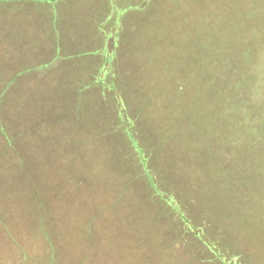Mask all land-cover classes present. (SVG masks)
<instances>
[{
	"label": "rangeland",
	"instance_id": "obj_1",
	"mask_svg": "<svg viewBox=\"0 0 264 264\" xmlns=\"http://www.w3.org/2000/svg\"><path fill=\"white\" fill-rule=\"evenodd\" d=\"M86 1L89 0L62 4L77 3L79 9L75 14L82 23L92 8L97 11L98 22L97 17L102 18L107 9L97 8L99 0H92L91 5ZM126 1L118 0L107 14L111 13V18L116 15L119 20L122 15L131 14L126 17V24L119 27L121 54L116 57L114 68L120 80L140 97L142 104L135 97L129 99L140 107L136 119L138 131L154 144L155 150L156 146H170V158L164 160L165 165H158V171L178 187L185 186L184 197L188 195L196 200L192 208L217 221L222 229L221 241L244 257L242 264L249 261L264 264V211L258 212V204L254 202V198L264 197L263 192L255 193L263 191L258 184H264V165H210L211 142L197 131L192 135L184 131L182 124L186 122L181 120L189 118L168 116L169 113H162L161 106L147 117L144 108L147 90L153 91L154 96L149 100L158 107L161 89L171 90L179 81L181 84L186 81L185 87H198L200 69L206 74L200 85H208V60L210 52L216 53V43L217 52L222 54V22L218 21L222 18V6L224 9L245 0H153L145 7L143 0ZM26 2L33 7L41 5L39 0ZM26 2L0 0L1 46L7 38L3 33L2 22L7 21L3 8L12 7L14 11V6ZM250 2L255 6L259 2L264 11V0ZM63 5L61 14L65 10ZM231 16L238 18L236 13ZM113 23L107 19L103 24L107 32L101 26L98 30L103 36L112 33L111 38L115 39L110 26ZM71 25L76 29L82 27L79 23L66 24L64 40L79 38V33H71ZM27 39L28 44L18 47H22L20 52H31L37 47L38 42L32 45L33 36ZM17 42L9 49L13 50ZM65 48L55 57L50 71H26L18 74L16 78L20 80L14 78L12 83L7 76L14 69L11 66L14 59L7 60L0 54V90L9 91L1 97V122L7 125L6 130L15 141L23 131L31 135L27 141L31 152L50 153L48 165H0V255L7 251L15 255L18 248H27L25 251L31 257L24 264H30L44 255L34 252V247L44 239L48 253L39 264H205L189 260L187 254L163 253L157 248H152L154 256L148 255L144 233L139 227L147 208L139 207L140 214L131 217V211L115 196L119 186L127 183L128 188L134 182L125 167L128 161L123 152L125 130L110 126L108 119L100 116L104 108L96 99L75 107L71 96L73 90L97 87L92 80L97 68L93 61L98 50L106 55V48L98 42ZM8 52L11 56L12 51ZM259 56L257 72L261 73L254 89L257 101L264 94V46ZM8 94L11 104L6 103ZM174 101L172 96L164 101L160 99L166 105ZM105 105L106 109L110 108ZM85 107L90 115L79 119L77 113ZM174 117L177 126L173 124ZM22 140L24 137L19 139ZM122 141L124 148L118 153ZM2 142L0 150L7 148ZM243 192L247 194L234 196ZM50 249L52 258H49ZM196 251L195 255L201 258V249ZM20 261L18 258L14 264H23L17 263Z\"/></svg>",
	"mask_w": 264,
	"mask_h": 264
},
{
	"label": "trees",
	"instance_id": "obj_2",
	"mask_svg": "<svg viewBox=\"0 0 264 264\" xmlns=\"http://www.w3.org/2000/svg\"><path fill=\"white\" fill-rule=\"evenodd\" d=\"M143 1L138 0V3L142 2L145 7V4L153 0ZM256 5H252L250 0H245L241 4H230L224 9L222 6V18L218 20L222 22V54L217 52L216 43L214 45L216 56L210 52L208 60L207 86H202L206 74L205 70L200 69L198 87H185L186 81L184 84L179 81L171 90L161 89L160 93L158 92V107L149 100L150 96H154L153 91H146L148 99L144 108L147 117L161 106L162 113H169L168 116L189 118L181 120V123L186 122L182 127L184 125V131L188 135L197 131L200 136H208L213 152L210 165H264V94L257 101L254 92L261 73L257 70L260 63L259 55L264 46V11L259 2ZM235 13L238 16L237 20L231 16ZM130 15L126 13L122 20L116 16L115 25L111 27L115 39L111 38L112 33L103 36L102 31L105 28L101 26L103 30L100 31L98 44L106 48V55H102V51L98 50L99 54L95 55L93 61L97 68L92 80L97 87L73 90L71 95L74 98L73 103L75 107H80L96 99L104 108L100 116L107 118L110 126L116 128L119 126L125 130L123 138L125 148L123 141L120 142L122 148L118 146V153L124 148L123 152L128 159L125 167L129 169L128 172L134 178V182L129 183L128 188L127 183L123 187L119 186L115 196L120 203L122 200L121 205L126 210L131 211V217L141 211L139 207L147 208V213L142 216L143 220L138 225L144 233L148 255L154 256L152 248H157L163 253L171 252L179 256L187 254L188 259L193 262L242 264L241 260L244 257L221 241L222 229L217 221L192 208V203L196 200L188 195L184 197L185 186L178 187L158 171V165H165L164 160L170 158V146L164 145L163 148L156 146V151L154 144L138 131L136 119L140 112L138 104H142L139 101L140 97L135 95L131 86L120 80L114 68V63L117 64L116 57L121 54L119 27L126 24L125 19ZM110 31L111 29L108 32ZM183 79L185 80L184 77ZM87 86L90 85L84 87ZM6 92L9 91L0 90V102ZM171 96L175 99L173 104L166 105L160 102V99L164 101ZM133 97L138 99L136 100L138 104L134 100H129ZM7 99L6 103L11 104L9 94ZM105 104L111 109H106ZM87 115H90L88 107L80 114L77 113L79 119ZM172 119L173 124L177 126V119L175 117ZM5 127L7 125L0 119V145L4 141L7 146L0 150V165H48L50 153H33L27 148V141L31 135L23 131L20 137L16 134L19 138L15 141L14 136H11ZM21 137H24V140L19 141ZM124 160L126 161L125 158ZM250 184L252 183H243L254 186ZM258 187L263 188V191L255 193H264V184L259 183ZM35 190L38 188L32 191ZM246 194L247 192H243L234 196ZM244 201L247 205V201ZM254 202L258 204V212L264 211V197L254 198ZM152 241L154 245L150 246ZM25 249L27 251V248H18L15 255H9V251L5 255H0L6 256L5 259L0 258V264H14L18 258L22 261L17 263L24 264L26 259L31 257ZM197 249H201V258L195 255ZM46 250L45 240L42 239L41 245L34 247V252L44 255L42 258L31 260L30 264H39L40 259L45 260L48 253ZM52 250L56 257L53 247ZM52 250L49 258L53 257ZM250 263L251 261L246 264Z\"/></svg>",
	"mask_w": 264,
	"mask_h": 264
},
{
	"label": "crops",
	"instance_id": "obj_3",
	"mask_svg": "<svg viewBox=\"0 0 264 264\" xmlns=\"http://www.w3.org/2000/svg\"><path fill=\"white\" fill-rule=\"evenodd\" d=\"M2 1L26 2L30 0ZM39 1H41V5L37 4V7H33L32 5L28 4V2H26V5L20 3L18 4V6H14V11L17 12V9L22 10V12L19 13L14 12L12 7H9L7 9L3 8L2 10V12L7 14V21L2 22L4 27L3 33L7 38L2 41V46L0 41V54H3L2 56H4L7 60L11 58L14 59V62L11 64L14 69L10 72V75L7 76L9 78H7L9 83H12V80L18 77V74L25 73L26 71H40V73H43L48 69L50 71V69L53 67V61H55V57L59 55V53L64 49H66V45L76 46L79 43H99L100 31L98 29L100 28V26H103L105 22L107 23V19H109V21H114L113 24H110L111 27L115 25L116 15L111 18V13L108 16L107 14L109 13L110 8H113L114 4L118 0H99L97 8L101 9L102 7H104L107 9V13H105L102 18L99 15V17H97V21H99L96 22L95 15H97V11L91 8L90 11L86 14V17H84L83 19L84 23H82L81 18L75 14L79 9L77 3L73 4L69 2L64 5L62 4L64 2L73 0ZM119 1L127 2L126 0ZM86 2H88L89 5L92 4V0ZM62 5L63 8H65L63 14L60 13V6L62 7ZM68 9H70V11H68ZM122 17L123 15L121 16V20ZM68 23H72L76 26L77 23H79L82 26L78 27L77 29L72 25L69 26L72 34L79 33V38L77 39L75 37V41H73L72 39L64 40L65 38L62 35L65 28L64 26ZM120 23L121 22H119V24ZM75 30H78V32H72ZM8 35H10V37ZM30 35L33 36L34 39L32 45H35L38 42L36 44L37 47L35 48V50L33 47L31 52H20L22 51V47H18H20V45L28 44L29 41L27 38ZM16 42L18 43V45L14 47L13 50L9 49L10 45H14ZM18 49H20L19 52L17 51ZM8 51H12L11 56L9 55ZM33 61L39 62L35 63ZM16 79L20 80L19 78Z\"/></svg>",
	"mask_w": 264,
	"mask_h": 264
}]
</instances>
